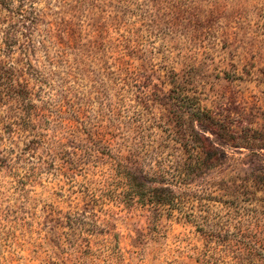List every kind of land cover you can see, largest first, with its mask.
Segmentation results:
<instances>
[{
  "label": "rangeland",
  "instance_id": "374dc122",
  "mask_svg": "<svg viewBox=\"0 0 264 264\" xmlns=\"http://www.w3.org/2000/svg\"><path fill=\"white\" fill-rule=\"evenodd\" d=\"M0 61V264H264V0L0 3Z\"/></svg>",
  "mask_w": 264,
  "mask_h": 264
},
{
  "label": "trees",
  "instance_id": "16d2710c",
  "mask_svg": "<svg viewBox=\"0 0 264 264\" xmlns=\"http://www.w3.org/2000/svg\"><path fill=\"white\" fill-rule=\"evenodd\" d=\"M13 0H0V3H3V4H8L10 5V3L12 2ZM20 1V3H22L24 0H18ZM73 34V32L71 33ZM15 39V29H13V31H11L10 34H8L6 36V42L5 44L8 46L7 48L9 50H11L12 48V42L14 41ZM11 67L7 66L6 63H4L3 61H0V75H12L11 74ZM197 164L199 165L200 162L199 161H196V164H194L193 166H197ZM188 171H190V168H187V167H183V174L185 175Z\"/></svg>",
  "mask_w": 264,
  "mask_h": 264
}]
</instances>
